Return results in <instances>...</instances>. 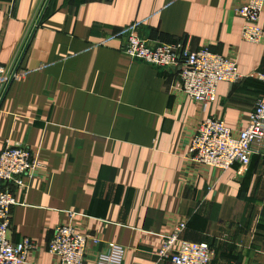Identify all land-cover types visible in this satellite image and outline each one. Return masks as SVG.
<instances>
[{"label":"crops","instance_id":"0c3cea01","mask_svg":"<svg viewBox=\"0 0 264 264\" xmlns=\"http://www.w3.org/2000/svg\"><path fill=\"white\" fill-rule=\"evenodd\" d=\"M46 0H0V98ZM242 0H50L0 106V152L29 148L45 166L15 188L10 240L35 248L26 264H59L52 231L70 222L89 245L85 264L113 244L121 264L158 261L162 238L215 250L211 264H264V157L225 172L188 159L200 122L246 129L264 83V41L242 40ZM258 26L264 30V5ZM135 28L151 44L182 42L234 60L246 79L220 83L197 105L178 91L175 69L121 50Z\"/></svg>","mask_w":264,"mask_h":264},{"label":"built area","instance_id":"2783aa9c","mask_svg":"<svg viewBox=\"0 0 264 264\" xmlns=\"http://www.w3.org/2000/svg\"><path fill=\"white\" fill-rule=\"evenodd\" d=\"M264 0H242L235 13L243 20L241 38L251 44L264 41V30L258 26ZM122 52L132 60L141 61L155 68L175 69L178 74V91L197 105L206 106L215 100L220 83L241 84L246 76L240 74L234 60L213 53L208 48L188 50L182 42L151 44L142 39L132 28L126 34ZM252 78L264 83V75ZM264 157V95L254 105L245 130L236 132L222 120L206 119L193 132L188 149L190 162L225 172L235 165L244 167L253 155ZM45 166L29 148L7 144L0 152V264H26L27 255L34 250L32 240L24 238L18 243L10 240V213L15 206V188L23 190V178H36ZM68 224L56 227L47 244V251L59 264H85L89 245L97 246L99 240L79 234L69 216ZM185 223L177 224L162 238L157 254L158 261L169 264H211L215 250L206 243L183 240ZM107 251L97 256V264H121L124 248L109 244Z\"/></svg>","mask_w":264,"mask_h":264},{"label":"water","instance_id":"95a60500","mask_svg":"<svg viewBox=\"0 0 264 264\" xmlns=\"http://www.w3.org/2000/svg\"><path fill=\"white\" fill-rule=\"evenodd\" d=\"M49 2H50V0H46V1H45L44 5H43V7H42V9H41V11H40V14H39V16H38V18H37V20H36V23H35V25H34L32 31H31V33H30V35H29V37H28V39H27V41H26L24 47H23V50H22V52H21V54H20V56H19V58H18V60H17V62H16V65H15L13 71H12L11 76H10V78H9V80H8V83H7V85H6V87H5L4 91H3V93H2V95H1V98H0V106H1V104H2V102H3V100H4V98H5V95H6L7 91H8V89H9V86L11 85L13 79L16 77V75H17V73H18V70H19V67H20V65H21V62H22V60H23V58H24V56H25V53H26V51H27V49H28V47H29V45H30V43H31V41H32V39H33V37H34V35H35V32H36V30H37V28H38V26H39V24H40V21H41V19H42V17H43V14H44V12H45V10H46V8H47Z\"/></svg>","mask_w":264,"mask_h":264}]
</instances>
